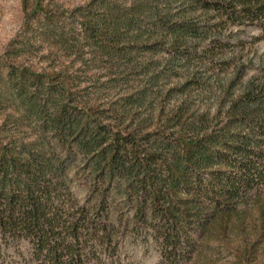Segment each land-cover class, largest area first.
Masks as SVG:
<instances>
[{
  "label": "trees",
  "instance_id": "1",
  "mask_svg": "<svg viewBox=\"0 0 264 264\" xmlns=\"http://www.w3.org/2000/svg\"><path fill=\"white\" fill-rule=\"evenodd\" d=\"M20 1V28L0 50V110L18 131L0 123V264L20 239L35 264H119L128 232L154 245L157 264L223 252L215 241L264 190V52L242 51L264 38V0ZM247 27L258 31L240 35ZM43 42L72 57L23 59ZM76 59L130 89L100 99ZM212 75L214 109L192 105L191 88ZM261 245L228 254L264 264Z\"/></svg>",
  "mask_w": 264,
  "mask_h": 264
},
{
  "label": "rangeland",
  "instance_id": "2",
  "mask_svg": "<svg viewBox=\"0 0 264 264\" xmlns=\"http://www.w3.org/2000/svg\"><path fill=\"white\" fill-rule=\"evenodd\" d=\"M48 1L52 6L56 7H71L77 3L83 2L85 0H44ZM23 20V10L20 0H0V50H2L10 38H12L15 33L20 28V25ZM234 28V27H233ZM235 29V28H234ZM258 30L254 27H247V33H241L242 36H247L248 33L257 32ZM240 47L235 48V52H238ZM49 49H52V52H48ZM264 52V38L252 42L246 43L243 45L242 51L248 55H251L254 51ZM46 53L49 58L45 57ZM233 54L232 51L227 52L225 55L229 56ZM91 55L90 52L84 53V58H87ZM52 56H57L58 60L68 62L72 56H65L60 50H55V48L49 45L47 42H43L37 49H34L30 54L23 56V59L27 62L34 63L36 65H45L51 60ZM56 60V61H58ZM72 68H76L78 71L85 72L88 77L89 83H99L91 84V89L96 90L95 94L99 96L102 100L115 99L120 94L125 93L127 89L122 84H116L113 81H108V75H102L103 70L97 66L94 62L86 59L84 63L81 59H76L71 61ZM230 66L226 71H221V76L228 75ZM213 69L207 70L206 74L210 75V71ZM216 71H220L217 69ZM215 75V72L212 73ZM171 83H180L183 78L175 77L172 78ZM207 81H213L212 84L205 88H191V91L188 94V98L191 99L192 105H197L200 108L211 107L214 109L215 106V94L217 91V83L214 80V76L206 78ZM104 81V83H103ZM169 85V84H167ZM166 85V86H167ZM165 86V87H166ZM184 98V94L176 92L173 94L172 98L169 99L170 104L178 103ZM154 108L150 106V103H146L143 106H140V110L136 114V120L147 117L150 114V111L156 113L158 108V102H153ZM136 106L132 107V110ZM6 110H0V123L4 119H7V124L9 126V132L18 133L16 124L14 123L13 114H9V118L6 115ZM75 192L82 195L80 190V185H76ZM236 225L233 226V230L226 239L216 240L215 243L217 247L223 252H219L216 255L210 256H201L196 258L191 264H238L235 260L233 254H228V246L236 247L244 245V243L249 242L254 239L262 241V257L264 256V190H259L254 192L248 199L247 203L241 207V210L234 217ZM2 257L8 261V264H35L31 262V245L26 239H20L9 242V244L3 247L1 251ZM119 264H157L159 259L158 252L155 249L154 245L145 241L142 238L135 237L133 234L128 232L125 235L124 242L119 249Z\"/></svg>",
  "mask_w": 264,
  "mask_h": 264
}]
</instances>
